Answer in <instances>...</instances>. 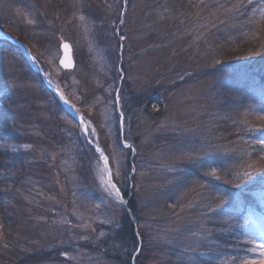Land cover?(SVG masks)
I'll use <instances>...</instances> for the list:
<instances>
[{"label": "rangeland", "instance_id": "rangeland-1", "mask_svg": "<svg viewBox=\"0 0 264 264\" xmlns=\"http://www.w3.org/2000/svg\"><path fill=\"white\" fill-rule=\"evenodd\" d=\"M261 9L264 0H0V264L59 248L57 259L37 264H119L82 245L130 251L112 240L128 210L96 147L118 179L137 175L144 228L162 220L166 243L205 247L215 263L258 261L264 185L261 210H245L239 223L235 191L264 175V165L250 162L254 151L264 161V92L228 67L264 70ZM64 42L73 70L59 65ZM121 98V140H136L140 164L125 171L133 155L112 140ZM220 99L233 107L229 128L215 126L226 118ZM95 122L105 127L108 156ZM242 130L248 135L232 138ZM223 135L231 137L222 143ZM213 233L233 234L237 247L219 245Z\"/></svg>", "mask_w": 264, "mask_h": 264}, {"label": "trees", "instance_id": "trees-1", "mask_svg": "<svg viewBox=\"0 0 264 264\" xmlns=\"http://www.w3.org/2000/svg\"><path fill=\"white\" fill-rule=\"evenodd\" d=\"M228 68H229L228 71L232 75H235L240 78L242 77L244 81H246V85L248 87L258 88L264 92V70L261 69L263 67L260 66V69L259 68L254 69L252 65H241L238 63H232L229 65ZM178 84L180 83L178 82ZM221 99L224 100V98H221ZM221 99L219 101L220 103L222 102L221 107L225 109L224 113L226 115V118L222 119L220 123H216L215 126L218 127V125H220L222 127L225 126L226 128V126L227 127L229 126L228 120L229 118H231V114L227 112L226 109H230L233 107L231 106L229 100H226V102H223V100L221 101ZM120 108H121V112L123 113V121L125 123L127 119L126 114L128 115V102H123L122 98L120 99ZM98 124H99L98 122H95V128L97 131L98 140L102 148L104 149L105 153L108 156L107 149L104 146L105 145L104 143L106 140V136L104 134L105 127L101 129ZM255 132L256 131H254V133ZM235 133L236 132H234V136H232V138L248 135V131L246 130H242L236 134ZM0 135H1V132H0ZM121 135L123 136V134L120 133L117 122H115L112 140H114L115 147L117 145V147L120 148L122 151L125 149L124 151L126 153L128 152L127 153L128 155L129 154L133 155L132 157L130 156L131 157L130 162H126V164H124V167H123L124 171L127 169L131 170V168L135 166V162L137 159V156L133 152V149H134L133 147H135V145L137 146V144H135L136 140L128 142L131 146L133 145L129 149L122 145L124 140L123 139L121 140L122 138ZM0 137L5 138L4 133H2ZM229 137L231 136L223 135L221 138L218 139V141L220 140L223 143L225 141L224 139H230ZM2 148H3V141L0 140V151H2ZM241 154L244 159L243 152ZM108 159L110 162V167L113 170V181L114 183H116L117 187L120 189V192L123 198L127 200V205L130 211V212H126V210L124 211V220L120 224V226L117 229H115L113 233L114 237L112 240H117V241L121 240V242L123 243V246L129 247L130 251L124 252V254H121L120 251L113 253L110 250L102 249L99 246L94 247L92 245H82L84 248H87L90 250H93L96 248V250L104 253V255L107 258H110L114 260L115 262H118L119 264H133V261H135V264H219L217 262L215 263L214 259L207 257V250L205 247H199V248L192 247L190 250H187V247H185L182 244L177 245V243L175 242L171 244L166 243L165 240L161 238V233L163 231L162 229H160V224H163L161 222L162 220H156V219L151 220L150 219L152 223L151 228H144L142 223L147 220L141 216L140 206L135 200L136 193L134 189L136 185L135 181H136L137 175H135L133 178H129L126 182L121 181L120 179L117 178V176H115L114 165L110 157H108ZM250 162L252 163L254 162L259 165H262V167L264 165L263 158L260 157L256 151L253 152L252 159H250ZM138 165L140 166V164L136 162V166ZM185 167L186 165L183 166L184 169ZM194 170H193V173H194ZM249 177H251V175ZM263 185H264V175H262L259 171L257 175L254 176V179L250 178L249 181H246L245 187L242 184L237 190L235 188L232 189V190H236L235 191L237 192L236 195L239 198V202L237 203V205H239L242 208V211L240 209L239 214H236L238 223L241 222V219L244 215L243 213L245 212V210L247 211V210H251L254 208L261 210L256 200L257 199L256 193L260 191V188H263ZM168 187H172V186L170 185ZM213 234L216 236L214 237L213 235L214 239L219 243V245L223 244L226 248L229 247V249L231 250H232V247H237L238 245V243H236L235 240H233L234 238L233 234L225 235V236L224 234H218V233H213ZM105 246H106V243H105ZM61 249L62 248H59L58 250L56 249V250L41 251L36 254L26 256L25 258L15 262L14 264H37L38 262L54 260L58 258L59 250ZM183 254L186 255L184 259H181L180 257L178 258V255L182 256Z\"/></svg>", "mask_w": 264, "mask_h": 264}, {"label": "snow or ice", "instance_id": "snow-or-ice-1", "mask_svg": "<svg viewBox=\"0 0 264 264\" xmlns=\"http://www.w3.org/2000/svg\"><path fill=\"white\" fill-rule=\"evenodd\" d=\"M248 3L249 4H252L253 3V0H248ZM237 11H239V7H237ZM261 14L264 15V9H261ZM64 49L67 50L69 48V45L67 44H64L63 45ZM57 51H59V45L57 46ZM61 63H64L65 67H71L72 66V62L71 60L69 59H65L64 61H61ZM61 99H63V97L61 96ZM65 103H67V101H65ZM77 113L79 112L78 109H76ZM122 118H123V113H119V115L117 116V125H118V128L119 126L122 124ZM79 123H81L82 125H85V130L88 131L87 129V126H86V122L81 118ZM85 139L87 140V136H85ZM124 143V147L126 148H131L132 146L127 144L126 142H123ZM262 151H264V148L261 149ZM93 151H96V152H99L100 153V156H102L105 160V164H107V157L104 156V153L103 151L100 149V148H94ZM214 175V173H213ZM108 183L111 185V189L115 192V195L117 198L120 197L121 193H120V189L117 187V185L115 183H112V180H111V173L109 172V180H108ZM258 249H259V255H260V259L258 261L256 260H252V261H248L247 264H264V242L262 243H259L257 245Z\"/></svg>", "mask_w": 264, "mask_h": 264}, {"label": "water", "instance_id": "water-1", "mask_svg": "<svg viewBox=\"0 0 264 264\" xmlns=\"http://www.w3.org/2000/svg\"><path fill=\"white\" fill-rule=\"evenodd\" d=\"M64 44H67V45H69V48L67 49V50H65L64 49V47H63V45ZM60 49H61V59L59 60V65H60V67L63 69V70H73L74 69V67H75V61H74V59H73V49H72V46L68 43V42H64V43H62L61 44V46H60ZM69 59V60H71V62H72V66L71 67H65V65H64V63H61V61H64L65 59ZM52 91L53 92H55V93H59L58 91H56V90H54V89H52ZM60 94V93H59ZM62 95L60 94V97H61ZM63 97V96H62ZM63 100H64V98H63ZM64 108H65V110L69 113V115H71L77 122H79L80 121V117L76 114V113H74L70 108H69V106L67 105V103H65V101H64ZM80 125L82 126V128H84L85 129V125H82L81 123H80ZM97 148V147H96ZM98 148H100V147H98ZM101 149V148H100ZM102 150V149H101ZM99 153V152H98ZM99 155H100V153H99ZM104 156H105V154H104ZM102 157V156H101ZM103 158V157H102ZM104 159V158H103ZM104 162H105V160H104ZM107 167L109 168V166H108V162H107ZM125 204H126V202H125ZM128 211H129V209H128ZM134 264V263H133Z\"/></svg>", "mask_w": 264, "mask_h": 264}]
</instances>
